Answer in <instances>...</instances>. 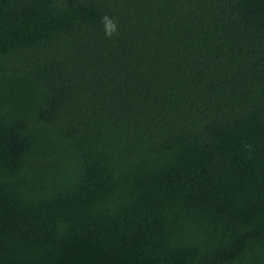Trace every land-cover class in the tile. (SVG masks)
Returning <instances> with one entry per match:
<instances>
[{
	"label": "trees",
	"instance_id": "trees-1",
	"mask_svg": "<svg viewBox=\"0 0 264 264\" xmlns=\"http://www.w3.org/2000/svg\"><path fill=\"white\" fill-rule=\"evenodd\" d=\"M0 264H264V0H0Z\"/></svg>",
	"mask_w": 264,
	"mask_h": 264
},
{
	"label": "clouds",
	"instance_id": "clouds-1",
	"mask_svg": "<svg viewBox=\"0 0 264 264\" xmlns=\"http://www.w3.org/2000/svg\"><path fill=\"white\" fill-rule=\"evenodd\" d=\"M101 23L104 25V32L108 38H111L114 34L118 33L117 23L108 15L102 17Z\"/></svg>",
	"mask_w": 264,
	"mask_h": 264
}]
</instances>
